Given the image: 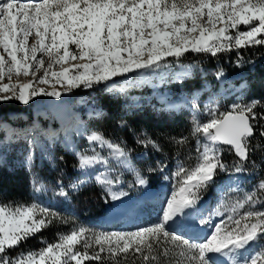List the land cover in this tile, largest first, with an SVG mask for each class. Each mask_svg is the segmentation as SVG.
<instances>
[{"label": "snow or ice", "instance_id": "obj_1", "mask_svg": "<svg viewBox=\"0 0 264 264\" xmlns=\"http://www.w3.org/2000/svg\"><path fill=\"white\" fill-rule=\"evenodd\" d=\"M30 38L34 39L30 42ZM254 46H264V0H0V100L28 104L39 96L59 99L80 87L166 65L169 57L179 60L188 52L216 56ZM222 76V71L216 73L218 79ZM260 103L255 99L234 102L226 111L211 106L206 122L193 116L197 163L191 169L178 168V188L150 225L100 232L81 226L58 234L53 242L42 241L39 249L12 256L10 250L49 227L58 213L38 203H0V264H104L106 259L119 264L118 257L130 254L142 264H161V258L167 264H264V207L257 208L264 205L258 195V190L264 193V179L242 199L226 205L228 216L203 242L179 233L186 210L194 208L218 171H229L221 145L237 157L232 174L255 164L249 160L254 151L250 138L257 130L264 138V111H256ZM192 108L194 113L199 111L195 103ZM88 139L110 149L121 166L135 175V185L148 184L120 144L101 133ZM137 142L159 150L154 140ZM183 142V138L177 141ZM78 156L82 171L108 164L99 154ZM108 173L107 169L97 173L96 182L106 186L113 201L127 197L123 189L113 190ZM83 183L77 180L68 187L76 190ZM67 194L61 184L59 195ZM252 245L261 250L248 253Z\"/></svg>", "mask_w": 264, "mask_h": 264}, {"label": "rangeland", "instance_id": "obj_2", "mask_svg": "<svg viewBox=\"0 0 264 264\" xmlns=\"http://www.w3.org/2000/svg\"><path fill=\"white\" fill-rule=\"evenodd\" d=\"M241 30L246 29L241 26ZM33 39L34 38H30V42ZM183 66H185V68L181 70ZM218 66V62H216L214 66H209V64L207 63H193L192 65L187 66L182 62H173L167 60L166 65L141 69L133 73H129L126 76H122V78L116 84H113V81L110 80L106 82L105 86L103 87V92L109 95L115 102L119 103L123 114L136 112L140 113L142 112L140 111L142 108H144L143 112L148 111L155 116L160 115L162 116V118L166 119L171 118V114L173 113L188 114L189 118L182 115H176L180 116L183 122L188 123V119L190 122L189 133L185 137L182 136L184 142L177 143V141L180 140L177 139L169 146L174 150L176 148V144L180 146L182 152H184L183 157L186 163V169H191V167L197 161L198 156V153H196V156L193 151L197 150L198 139L197 136H194L192 134L193 116L195 115L200 122H206L208 117H205V111L208 113V108L211 106L218 105V108H226L234 102H248L253 99L257 100L255 97L249 95V89L247 88L248 84H245L239 88L231 86V89L229 91L231 93V99L230 101L224 102V88H222L221 84H219L218 82L216 83V80L218 78L214 73V70H218ZM254 66L255 64H250V61L245 62L242 58L233 63L234 68H247L249 71H252ZM197 70L201 72V80L198 79L199 83L194 85L193 79L196 75L195 73L197 72ZM243 73L246 74L244 70ZM20 79L23 80L26 78L21 76ZM15 80L16 77L13 76V81ZM4 82L6 83L7 80H5ZM203 87L208 88L209 91L205 93L204 97L200 101H192L190 102V105L186 103V108L188 109L183 108L181 112L174 111L182 106L179 103V97L181 95L190 96L195 90L199 91L200 88ZM87 89L88 88L84 87L74 89L76 90V93H74V90H72L70 93L63 95L59 99L55 97H49L50 99H53V101H51L46 108L39 106V101L48 96H39L34 98L31 101H34L36 102V104H38L35 112V115L37 117L32 121L26 120V115L23 113H7L4 116H0V167L1 165L8 164V162H10L9 164L13 163V166L15 167L21 165L23 163V160L27 163L28 161H30L32 155L35 154L36 150H38L37 166L41 167V170L42 172L44 171V173H39L40 171H36V162L35 165H32L31 163L28 165L27 173L28 176L31 177V182L34 183V188H30L28 186V194L30 196V201L28 204L38 203L42 206H45L53 203L60 208L65 207L72 213L80 214L83 219V221L81 223H78L74 228L83 226L89 230H92L91 227L87 224L90 218V213L87 212V210H80L74 202L72 203L73 198L77 200L80 190H72L68 187V185L70 183L76 182L74 181V179H72L74 177H77V174L74 172H76L77 170H81L79 168L78 154H99L100 156L108 159V164H98L99 166H102V168H99L96 172H103L108 168L107 170H109V178L114 181L113 190L119 191L123 189L124 191L129 193L127 197L118 200V202L123 203L128 199H133L134 201H136L133 204L128 203L127 213L131 214L132 212H134L135 214H139L140 216H144L150 211L155 213L153 217H149V219H146L141 223H135L134 220L136 219V216H130L129 219L127 218L128 220H132V223L129 224V226H119L118 222L114 225L106 226L109 228V230L105 227L104 231H112L111 229L118 231L134 230L137 226L150 225L157 222V217L159 215H162L161 209L166 205L167 199H169L172 192L177 190L178 188V180L175 175L178 170L168 169L167 174L171 179V182L166 186L165 192L156 194V196L152 198L141 199L142 201L140 202L139 200L141 196H144L143 194L146 191L155 189L156 184L161 183L160 177L162 173L154 163L152 164L151 162H149V164H146V161L136 160V154L131 149V146L128 144H124L123 142H119L115 137L119 132V128H122L123 125L125 126L127 123V120L123 117H117L115 120H113L111 128L113 130V133L111 134V137H108L103 133L101 134H103L106 139L120 144L125 149V151L129 154L132 163L147 179L148 184L146 186L151 188L146 187L144 191V186L135 185V175L121 166V164L112 156L110 149H108L106 146H101L99 144L93 143L88 139V137L92 133H100V131L93 130L89 127L90 122H93L95 119H99V115L105 114V112L101 111V109L98 108L96 97L93 93L88 92ZM80 92H86L87 96H77ZM171 93L173 94V97L175 99H168V96ZM8 100L9 99L0 100V102H6ZM162 101H165L166 103H162ZM193 103L199 106V111L196 113H194V110L192 108ZM173 106L174 109H172ZM43 118L54 120L57 123V127L50 128L48 126H44L42 123ZM200 118L202 119L200 120ZM190 138L192 142L190 141ZM145 139L154 140L152 139V137L146 134V129L140 128L134 133V140L136 144L142 145L137 141ZM199 139H201L202 141V137H199ZM156 144L159 146L160 150H162L157 142ZM75 146L76 151L74 152L72 150V147L74 148ZM145 147L148 151L147 156L149 157V160L151 158L153 162L158 161L159 158H162L165 155L168 158L172 157V154L178 152L176 150L170 152L171 150H169L164 155L163 153H161L162 151L157 150L151 144ZM150 149L151 151L153 150V152H151ZM221 149L223 162L225 157L228 160H231V151L229 150V148L222 146ZM64 150L71 155L72 163L74 162V166H71V169L69 168V173L64 170V167L61 166L60 163V161L63 160L61 154ZM15 157L17 158L15 159ZM250 161L252 160L250 159ZM248 166H251L252 168V166L255 167L256 164L252 165L251 163H249ZM9 168L11 167L9 166ZM68 175L70 178H68ZM218 175L219 181L222 184H224L226 180L230 179L228 178L224 181L226 177L221 176V173H218ZM262 175L264 176V173ZM82 177H85V175H82ZM117 178H119V182L115 183ZM243 179L244 177H240L239 181L241 182ZM93 182L95 183V181ZM59 184H62L65 190H70V192L67 194L69 197L68 201L64 199V196L61 199V195H59ZM255 186L256 185L254 182H249L245 187V193L251 191ZM37 187L44 188L45 191H41V194L37 195ZM99 187L101 188L100 190L105 193V195H108L106 186L98 184L97 188ZM209 190L210 188L208 187L206 190H203L200 195H209ZM243 195L244 193H241L240 195L234 197L232 195L230 196V201L227 199H220V202L218 204L220 205V212L223 213V216H218L216 214L219 218L213 216V214L206 210L204 214H201L200 217H197L195 224L198 228H200L201 225L203 226V232L206 231L205 237L211 234V230H215V225L220 223L221 219H226V217L228 216L229 213L225 211L226 205L237 199H242ZM258 195H262L264 197V193H260L259 190ZM198 206L199 205L197 203L194 208L191 209V211H197ZM119 207H121V205H119ZM262 207L263 206L261 205L257 206L258 209ZM130 209L131 211H129ZM103 210L104 208H101V211ZM119 211H121L120 208L116 209V212ZM202 220L206 221V223H201ZM193 221V219H190L186 222ZM207 230H210L211 232L209 233L207 232ZM100 231L103 230H96V232ZM203 239L195 240V242H203ZM260 250L261 249L257 246L256 252Z\"/></svg>", "mask_w": 264, "mask_h": 264}, {"label": "trees", "instance_id": "obj_3", "mask_svg": "<svg viewBox=\"0 0 264 264\" xmlns=\"http://www.w3.org/2000/svg\"><path fill=\"white\" fill-rule=\"evenodd\" d=\"M240 58H242L245 62L254 60L256 63L252 71H249L247 68H243L242 70L246 73L249 95L255 97L261 102L256 111L258 113L262 112L264 111V46L241 48L230 52L220 53L216 56H211L206 53L188 52L179 58V60L172 57H169L167 60L173 61L174 59L181 62H199V60H201L199 63H207L209 66H214L215 63L218 62V71L226 73L228 72L230 66L231 73L235 70L233 63ZM121 78L122 76L114 78L112 80L113 84L119 82ZM105 84L106 83L94 85L93 87L87 89L88 92L93 93L96 97L98 108L105 112V114L99 115V119H95L93 122H90L89 127L91 129L98 130L100 133L111 137V134L113 133V130L111 129L113 120L117 117H123L127 120V123L125 126L123 125L122 128H119V132L117 131L118 134L115 137L119 142L130 145L133 150L139 149L140 146L136 144L134 140V133L138 129L144 128L146 129V134L152 137V139L160 145L162 150H160V148L159 150L162 151L161 153H167L169 150H171L170 152L176 150L178 153H184L178 144L175 145V150L170 148L169 145L174 143L177 139L181 140L182 136H187L190 131L187 122H183L180 116H172L168 119L162 118L160 115L155 116L148 111L143 112L144 108L140 110L142 111L140 113L136 112L123 114L119 103L115 102L109 95L103 92ZM73 92L76 93V90ZM77 96H87V93L80 92ZM51 101H53V99L44 97L41 101H39V106L46 108ZM37 105L38 104L34 101L24 104L16 99H9L6 102H0V116H4L7 113H23L26 115V120L32 121L37 117L35 115ZM42 123L46 127H57V123L52 119L43 118ZM257 145L259 147H257ZM250 146L254 149V151L250 153L249 160L251 159L256 164L255 167L252 166L251 172L260 174L264 172V138L260 137L259 130H257L255 136L250 138ZM151 152H153V150ZM231 155L235 156L232 151ZM61 157L63 158V162H60L61 166H63L64 170L69 173V168L71 169L72 165L71 155L64 150ZM224 159L227 158L225 157ZM9 163L10 162H8V164L1 165L0 167V203L11 205L28 204L30 196L28 194L29 188L27 172L22 166L15 167L13 164H10L11 168H9ZM39 173H44V171H40ZM73 202L80 210H87V212L90 213V218L87 224L92 230H105L104 228L106 226L96 221V218L102 214L101 208H104L108 204V198L105 193L100 190V188H97L94 184H90L82 188L79 191L77 200L74 198L72 199V203ZM46 207H49L58 213V218L54 219L53 223L42 232L24 241L18 248L10 250L9 255L15 256L20 252L39 249L43 246L42 241L53 242L56 240L58 234L70 232L78 223L83 221L80 214L72 213L65 207L60 208L56 205ZM106 228L109 230L108 227ZM111 230L118 231L113 229ZM117 260L119 261V264H142L138 257H134L131 254L127 258L118 257ZM87 264H97V262L89 261ZM104 264H114V262L106 259ZM161 264H167L166 258H161Z\"/></svg>", "mask_w": 264, "mask_h": 264}, {"label": "bare ground", "instance_id": "obj_4", "mask_svg": "<svg viewBox=\"0 0 264 264\" xmlns=\"http://www.w3.org/2000/svg\"><path fill=\"white\" fill-rule=\"evenodd\" d=\"M183 68H185V66H183L182 67V69L181 70H183ZM198 71V70H197ZM199 73H201L200 71H198ZM197 73V72H196ZM195 73V74H196ZM243 76H246V74H242ZM219 83V84H221V87L222 88H224V90H223V94H224V102L225 101H230V99H231V93L229 92L230 91V89H231V86H230V74L229 75H226V74H223V76H222V78H219V79H217L216 80V83ZM245 84H247V82H246V80L244 81V82H242V84L240 85V86H238V88L239 87H241L242 85H245ZM228 88V89H227ZM247 88H248V86H247ZM209 90H208V88H205V87H203V88H200V90L199 91H194L190 96L189 95H187V96H183V95H181L180 97H179V99H180V101H179V103L182 105V106H180V108H178L177 110H174V111H179V112H181L182 110H183V108L184 109H188V108H186V103H188L189 105H190V102H192V101H200L203 97H204V95H205V93L206 92H208ZM229 92V94H228V92ZM196 92V93H195ZM221 96H222V94H221ZM168 99H175L174 97H173V94L171 93L169 96H168ZM222 100V99H221ZM162 103H166L165 101H162ZM219 105H221V104H219ZM182 107V108H181ZM172 109H174V106L172 107ZM222 146H225V145H221V147ZM225 147H228V146H225ZM236 161H237V159H235L232 155H231V160H228V159H224V162L226 163V164H228V166H229V171H226V172H220V171H218L217 173H221V176H225L226 178L224 179V181L226 180V179H228V178H230V179H228V180H226L225 182H224V184L226 183V184H228V185H230V183H235L236 185H238L239 183H241L240 181H239V178L240 177H242V176H239V175H236V174H232V169H233V167H234V165H235V163H236ZM13 164V163H12ZM85 170V169H84ZM85 174H83V176H84ZM161 186V185H160ZM30 187H31V183H30ZM156 191V189H152V190H149V191H146L145 193H144V195L145 194H147V195H150V194H152V193H154ZM64 197H66V196H64ZM186 212L188 213L185 217H184V220L185 221H189L190 219H193V215L191 214V213H193L191 210H186ZM121 215V211H119V212H116V213H114V215H112V217H117L118 215ZM121 219H124V221H125V223L128 221V219H126V218H124V217H121ZM191 229H194V227H192ZM222 258V257H221Z\"/></svg>", "mask_w": 264, "mask_h": 264}, {"label": "built area", "instance_id": "obj_5", "mask_svg": "<svg viewBox=\"0 0 264 264\" xmlns=\"http://www.w3.org/2000/svg\"><path fill=\"white\" fill-rule=\"evenodd\" d=\"M201 60H199V62H200ZM199 62H195V61H183L182 63L184 64V65H187V66H189V65H192L193 63H199ZM250 64H256L255 63V61L254 60H252V61H250ZM248 67V66H247ZM218 72V70H214V73L216 74ZM223 74H226V75H229L230 74V66H229V70H228V72H226V73H223ZM228 107L229 106H227L226 108H219V111H226L227 109H228ZM205 117H208V113L205 111ZM202 118H200V120H201ZM195 153H198L197 152V150H193ZM236 159V158H235ZM60 162H63V160H61ZM71 166H74V162L72 163V165Z\"/></svg>", "mask_w": 264, "mask_h": 264}]
</instances>
